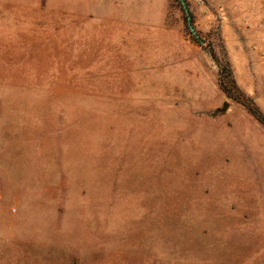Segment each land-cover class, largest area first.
<instances>
[{"label":"rangeland","instance_id":"1","mask_svg":"<svg viewBox=\"0 0 264 264\" xmlns=\"http://www.w3.org/2000/svg\"><path fill=\"white\" fill-rule=\"evenodd\" d=\"M102 2L32 29L0 264H264V0Z\"/></svg>","mask_w":264,"mask_h":264},{"label":"crops","instance_id":"2","mask_svg":"<svg viewBox=\"0 0 264 264\" xmlns=\"http://www.w3.org/2000/svg\"><path fill=\"white\" fill-rule=\"evenodd\" d=\"M102 0H0V213L14 206L16 152V86L30 84L32 29L40 17L54 15L62 27L64 8L78 21L93 20ZM46 18V17H45ZM55 29L57 28L56 25Z\"/></svg>","mask_w":264,"mask_h":264}]
</instances>
